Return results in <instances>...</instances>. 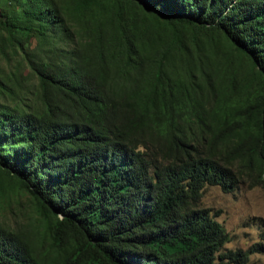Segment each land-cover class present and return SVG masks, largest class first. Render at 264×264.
Here are the masks:
<instances>
[{
	"label": "trees",
	"instance_id": "obj_1",
	"mask_svg": "<svg viewBox=\"0 0 264 264\" xmlns=\"http://www.w3.org/2000/svg\"><path fill=\"white\" fill-rule=\"evenodd\" d=\"M208 186L264 189V0H0V264H247Z\"/></svg>",
	"mask_w": 264,
	"mask_h": 264
},
{
	"label": "rangeland",
	"instance_id": "obj_2",
	"mask_svg": "<svg viewBox=\"0 0 264 264\" xmlns=\"http://www.w3.org/2000/svg\"><path fill=\"white\" fill-rule=\"evenodd\" d=\"M200 208L208 209L230 235L227 249H246L259 241L261 221H264V189L240 186L225 193L218 186L204 189ZM26 194L9 193L0 197V221L14 229L35 224L37 215ZM247 264H264V252L252 254Z\"/></svg>",
	"mask_w": 264,
	"mask_h": 264
}]
</instances>
